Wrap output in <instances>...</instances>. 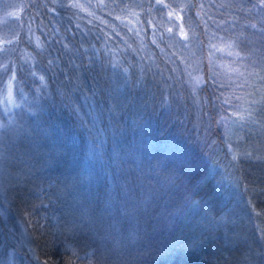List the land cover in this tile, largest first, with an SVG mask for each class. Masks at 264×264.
<instances>
[{"label":"trees","instance_id":"obj_1","mask_svg":"<svg viewBox=\"0 0 264 264\" xmlns=\"http://www.w3.org/2000/svg\"><path fill=\"white\" fill-rule=\"evenodd\" d=\"M21 1L10 57L42 143L6 158L0 264H264V0ZM217 37L242 74L213 68Z\"/></svg>","mask_w":264,"mask_h":264},{"label":"rangeland","instance_id":"obj_2","mask_svg":"<svg viewBox=\"0 0 264 264\" xmlns=\"http://www.w3.org/2000/svg\"><path fill=\"white\" fill-rule=\"evenodd\" d=\"M176 2H181L183 4V1L181 0H175L174 3ZM22 9L23 4L21 0H0V213L2 212V206H4L8 201L6 198V191L10 187L9 183L11 181V177L13 176L8 170L9 167L6 163V158L10 160L14 159V157L16 156L17 148L20 150L22 155L26 154L28 156H31L33 153L39 151V146L42 143L41 136L37 139V137L34 138L33 135L36 130L39 133L41 132L42 120L39 119L36 121L32 109L23 105L21 103V100H19V84L16 80L10 57V43L11 41H13L12 39H14V36L18 31V19ZM172 10L173 13L180 11L179 7H175V5ZM173 19L174 16H170L165 19V22L167 23V25L169 24L171 26ZM167 29L168 34L171 36L173 28ZM192 31L194 30L192 29ZM187 33L188 27L178 28L177 34H179L180 37L183 38ZM211 40V44L215 45V48L211 47L212 45L208 43V47L210 50V52L208 53L210 54L208 60L212 64L213 68H215L216 70L218 69V72H222L225 70L231 76L242 74V72L239 71V64H233L234 60L239 56L233 49L232 45L219 37ZM194 42L196 55L193 57V63L196 62L197 66V64H199L200 62L199 53H201L202 47L200 46L199 42ZM232 42L235 44V41ZM179 49L180 51H182L183 59L188 60L190 58V51L187 50L186 45L183 44L179 46ZM216 49L220 50L217 51ZM218 56L223 57L224 64H222L221 62L220 65L221 59L218 60ZM227 60H233V62L228 63ZM248 63L254 66L258 64L259 61H248ZM5 66L7 70L5 69ZM198 73L200 72H198V69H196L193 76L194 87H197L199 85L198 82L201 78V75ZM47 140L56 146L59 153V156L56 159L50 161V168L57 166L61 171V169H63V167L65 166L64 157L70 151L69 143L64 142L62 138L53 142L51 136H49ZM122 145L129 146L130 143L123 142ZM4 151L7 152L6 155L4 154ZM123 156L127 159L129 157V153L124 152ZM16 160L17 159H15V161ZM49 171L53 170L51 169ZM124 178H126L125 174H121V177L118 176L117 179L119 181L117 182L122 184L117 183L115 185L116 189H120L121 186L127 188V185L123 183ZM67 186L68 183L66 185H64L63 183L62 188H66ZM95 186L96 185L88 187L87 189ZM98 194L99 196H101V193L99 191ZM84 197L85 193H82L78 196V205H81V203L83 205ZM78 211L79 216H77V218H81L82 212L84 211L83 207L78 208ZM73 213L75 215V212ZM19 230L21 236L26 239L23 236L26 234H24V230L21 229V226Z\"/></svg>","mask_w":264,"mask_h":264},{"label":"snow or ice","instance_id":"obj_3","mask_svg":"<svg viewBox=\"0 0 264 264\" xmlns=\"http://www.w3.org/2000/svg\"><path fill=\"white\" fill-rule=\"evenodd\" d=\"M165 7H167V5H165ZM211 47H213V48H215V45H212ZM217 51H219L220 49H216ZM5 69H6V66H5ZM7 70V69H6ZM14 78V77H13ZM41 78H43V77H41ZM225 102H227V101H225ZM240 119H243V116L241 115L240 116Z\"/></svg>","mask_w":264,"mask_h":264}]
</instances>
